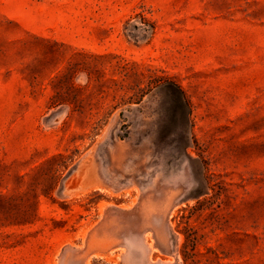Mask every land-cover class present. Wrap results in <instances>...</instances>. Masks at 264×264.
<instances>
[{"label":"rangeland","instance_id":"1","mask_svg":"<svg viewBox=\"0 0 264 264\" xmlns=\"http://www.w3.org/2000/svg\"><path fill=\"white\" fill-rule=\"evenodd\" d=\"M0 264H264V0H0Z\"/></svg>","mask_w":264,"mask_h":264},{"label":"trees","instance_id":"2","mask_svg":"<svg viewBox=\"0 0 264 264\" xmlns=\"http://www.w3.org/2000/svg\"><path fill=\"white\" fill-rule=\"evenodd\" d=\"M152 31V30H151ZM177 91L180 93V89L177 87Z\"/></svg>","mask_w":264,"mask_h":264}]
</instances>
